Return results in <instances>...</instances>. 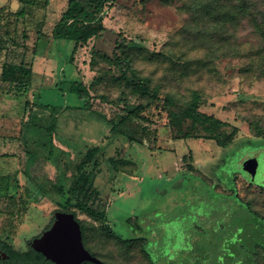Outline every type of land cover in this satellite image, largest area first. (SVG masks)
Listing matches in <instances>:
<instances>
[{"label":"rangeland","instance_id":"1","mask_svg":"<svg viewBox=\"0 0 264 264\" xmlns=\"http://www.w3.org/2000/svg\"><path fill=\"white\" fill-rule=\"evenodd\" d=\"M51 3L25 21L0 11V68L22 59L35 68L29 85L0 81V96L12 99L5 115L22 121L28 109L50 115L39 103L62 107L55 144L68 151L63 156L68 165L79 163L90 147L100 148L96 159L101 172L90 204L107 212L106 223L71 209L85 225L87 244L96 256L108 264H126L129 257L131 264H149L144 240L130 255L121 240L143 236L157 259L171 248L177 250L191 241L192 232L196 235L199 227L208 225L197 217L209 213L212 197L230 194L235 180L242 199L264 214V138L252 127L256 122L264 126V70L251 69L246 57L231 56L248 31L217 14L226 0H115L103 14L108 30L74 55L73 42L50 34L68 8L66 0ZM43 19L44 33L38 40L36 23ZM120 35L126 39L132 70L161 100L133 91L108 61L118 51ZM73 81L88 87L90 109L69 91ZM194 91L200 93L201 112L230 123L228 132L238 127L227 148L215 140L183 139V132L192 127L190 120L170 124L169 114L185 110ZM167 97L170 104L163 100ZM128 104L145 106V118L127 116ZM12 120L4 123L11 125ZM7 150L19 158L0 159V240L21 249L50 229L62 209L25 175V145ZM32 172L40 179L54 178L57 168L34 167Z\"/></svg>","mask_w":264,"mask_h":264},{"label":"trees","instance_id":"2","mask_svg":"<svg viewBox=\"0 0 264 264\" xmlns=\"http://www.w3.org/2000/svg\"><path fill=\"white\" fill-rule=\"evenodd\" d=\"M19 1L22 3V7L12 13L17 19L23 21L36 18L40 12L48 9L51 3V0ZM67 2L68 8L54 24L51 36L55 40L74 42V55L80 47L108 30L103 14L107 7L114 4L115 0H67ZM217 14L223 16L229 25L235 26L241 23L244 31H248L239 46L232 51L231 56L246 57L250 59L251 69L257 67L264 70V0H226L225 8L222 10L218 8ZM45 23V19L36 23L38 40L43 35ZM28 36L27 30H24L23 38L27 40ZM234 39V35L230 36L231 41ZM116 47L118 51L114 53L113 58L108 57V61L121 71L122 78L126 83L131 86L133 91L151 100H161L158 92L148 86L147 80L132 70L131 56L126 52V39L123 36L120 35ZM36 48L37 46L33 50L34 53L37 52ZM3 50L4 45L0 43V54ZM0 71L1 82L21 86L31 84L34 67L32 64L27 65L26 61L22 59L19 63L3 64ZM69 91L85 101L84 108H91L89 102L91 93L83 82H71ZM192 97L191 104L185 110L169 114L170 124L173 125L174 120L177 123L190 120L192 127L183 132L181 136L183 139H210L215 140L220 147L230 146L238 127L233 126L231 131H226L225 129L231 124L214 115L201 112L199 110L201 96L198 91H194ZM163 100L166 104H170V97ZM39 104L48 109L49 116H41L29 109L31 113L27 121L18 119L11 125L1 127L3 128L1 136L21 139L25 145V154L28 159L25 175L44 196L55 202L62 211L73 212L77 217L76 211L71 210L76 208L90 218L106 223L107 212L100 211L90 204L96 194L95 179L101 172L96 159L100 148L98 146L90 147L79 163L68 165L63 159L64 155H69L68 151L60 149L55 144L58 127L57 116L62 107ZM67 108L69 107L63 109ZM125 108L128 110L127 116L145 118L142 115L146 110L145 106L128 104ZM252 127L258 136L264 138L263 125L256 122L252 123ZM17 129L19 134H16ZM32 136H36L38 139H33ZM191 154L190 158H192ZM4 156L14 155L4 154ZM45 166L57 168L54 178L40 179L33 174L34 167ZM90 166H92L91 169H88ZM68 170H71L70 174H68ZM212 200L215 201L211 206L209 205L211 209L209 213L197 217V221L206 222L205 224L208 223V225L203 226L204 228L199 227L196 235L192 232L191 241L180 245L177 250L173 251L171 248L169 253L157 259L152 251L153 246L150 247L149 239L143 236L135 239L121 238L126 248H130L126 252L130 255L134 246L138 244L137 242L144 240L142 246L149 259V264H264V214L255 210L249 201L242 199L238 193L236 180L230 194L218 193V197L215 199L212 197ZM77 219L82 226L86 248L96 256L87 244L85 225L78 217ZM4 243L13 249L10 242L4 241ZM101 261L103 264H108L104 260ZM131 263L132 257H129L126 264ZM83 264L95 263L85 262Z\"/></svg>","mask_w":264,"mask_h":264},{"label":"water","instance_id":"3","mask_svg":"<svg viewBox=\"0 0 264 264\" xmlns=\"http://www.w3.org/2000/svg\"><path fill=\"white\" fill-rule=\"evenodd\" d=\"M50 229L36 238L33 248L55 264H103L85 246L82 226L73 212L57 211Z\"/></svg>","mask_w":264,"mask_h":264},{"label":"crops","instance_id":"4","mask_svg":"<svg viewBox=\"0 0 264 264\" xmlns=\"http://www.w3.org/2000/svg\"><path fill=\"white\" fill-rule=\"evenodd\" d=\"M51 2H53V0H51ZM51 4L52 3H50V6H51ZM67 6H68V2L66 0V7ZM21 7H22V3L19 0H0V11H2V9H5V10L7 9V10H10L11 12H16ZM53 26L51 28V31L53 29ZM33 75H34V72H33ZM32 81H33V77H32ZM11 101H12V99L9 97V95H2V96H0V159L1 158H4V157H5L4 159H17V158H19L18 157L19 155L9 156V157L6 158V156H4V154H10V155L18 154L17 152L9 153L8 150H7V146H9V147L16 146V147L19 148V146L23 143L20 138H11V137H3V136H1V129L3 130V128H1V127L8 126V125H6L4 123V120L5 119H13L11 121L12 123H14L15 120H18V119H16V115H13V116L12 115H8V116L5 115L7 113V111L4 108H10V109H12V107H13V106H11V103H12ZM30 113H31L30 110L26 113V117L24 118L25 121H27L29 119ZM16 134H19V133H16ZM8 135H10V133H8ZM23 154H25V153H23ZM24 156L25 155H23V157ZM2 177H4V174L3 175L0 174V178H2Z\"/></svg>","mask_w":264,"mask_h":264},{"label":"flooded vegetation","instance_id":"5","mask_svg":"<svg viewBox=\"0 0 264 264\" xmlns=\"http://www.w3.org/2000/svg\"><path fill=\"white\" fill-rule=\"evenodd\" d=\"M55 220L56 216L51 226ZM11 246H13V249L7 247L4 240H0V264H55L42 253L36 251L32 243L29 247H23L21 249H17L13 243H11Z\"/></svg>","mask_w":264,"mask_h":264}]
</instances>
